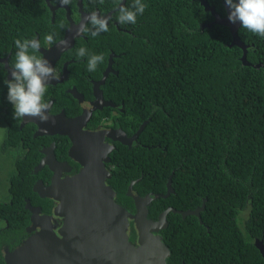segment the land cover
Here are the masks:
<instances>
[{"label": "trees", "instance_id": "obj_1", "mask_svg": "<svg viewBox=\"0 0 264 264\" xmlns=\"http://www.w3.org/2000/svg\"><path fill=\"white\" fill-rule=\"evenodd\" d=\"M203 1L220 18L225 16V0ZM49 2L56 5L59 0ZM120 2L81 0L84 12L98 11L102 16L115 11ZM142 2L148 7L136 24H120L117 10L111 19L119 29L109 23L108 32L78 38L67 52L77 61L70 67V83L81 89L86 85L83 76L99 79L114 54L116 74L108 75L101 90L113 104L123 103L119 126L128 136L146 122L132 146L115 144L106 184L115 192L116 202L134 213L133 201L126 195L131 181L138 180L132 191L144 197L165 194L170 180L173 192L148 206L151 220L168 207L192 211L204 204L201 223L195 216L167 215V227L159 232L170 252L167 264H264L254 246L255 239L264 242V38L240 26L237 35L248 45L250 65L245 66L240 61L242 50L230 46L227 27L202 28L212 23L213 16L198 0ZM133 3L125 0L124 6L131 8ZM67 6L77 21L76 0ZM25 11L32 31L61 39L67 27L64 11L58 9L51 22L43 0H0V37L10 35L15 25V29L25 26L19 24L26 19ZM81 47L88 55H77ZM12 51H18L15 45ZM91 54L105 57L94 72L87 70ZM3 78L0 119L5 120L9 116L3 117V104L9 101ZM12 136L5 135V145ZM29 169L21 166L20 178L12 176L14 206L22 204V193L33 196ZM130 228L133 241L132 223Z\"/></svg>", "mask_w": 264, "mask_h": 264}, {"label": "water", "instance_id": "obj_2", "mask_svg": "<svg viewBox=\"0 0 264 264\" xmlns=\"http://www.w3.org/2000/svg\"><path fill=\"white\" fill-rule=\"evenodd\" d=\"M198 1L204 10L213 16L212 23L203 24L202 28H210L212 25L227 27L232 39L230 46L239 47L243 52L240 61L245 66L250 65L246 61L248 47L237 35L241 24L239 22L233 24L228 20L230 10L227 5L224 6L225 17L220 18L215 13L214 7H210L203 0ZM44 2L51 12V22L54 20V12L59 8L65 10L68 22L63 38L48 50H41L45 59L50 63H55L61 53L73 47L76 39L84 38V36L76 37L75 32L81 22H86L85 17L90 13H85L82 10L81 0H76L79 19L75 23L70 17V10L67 6L51 5L49 0H44ZM124 4L125 0H121L115 11ZM115 11L105 16L111 19ZM95 12L100 14L98 11ZM65 39L71 42L67 48L60 46V42ZM113 57V54L109 56L107 68L97 86L104 84L108 74L112 73ZM96 97L101 98L99 91ZM103 104L112 106L111 103ZM93 108H96L94 104ZM88 116L90 112L87 116L68 120L66 122L68 128L59 126V129L50 131L66 136L70 140L69 157L80 166L78 173L54 181L45 194H41L42 197L52 198L58 202L54 215L63 219L61 228L56 233L54 226L42 227L39 232L27 238L13 252L7 254L6 264H167L166 260L170 252L159 235V232L167 227V215L173 213L182 218L195 216L201 223L200 212L204 204L192 211H177L168 207L158 215L156 220L148 218L150 203L158 198L165 199L173 192L170 180L167 183L165 194L153 196L147 194L144 197L132 193V186L138 180L132 181L126 195L133 201L134 213L118 204L115 200V192L106 184L107 179L110 178L106 164L110 162L108 155L114 147L104 143V138L131 146L137 140L146 122L130 138L121 130L115 132L119 135H68L75 130V126L82 131L81 128L88 120ZM131 223L136 233L135 244L130 241ZM254 246L264 260L263 240L255 239Z\"/></svg>", "mask_w": 264, "mask_h": 264}, {"label": "flooded vegetation", "instance_id": "obj_3", "mask_svg": "<svg viewBox=\"0 0 264 264\" xmlns=\"http://www.w3.org/2000/svg\"><path fill=\"white\" fill-rule=\"evenodd\" d=\"M62 10L67 21L66 12L64 9ZM17 11L22 17L21 10L18 9ZM24 15L26 19L19 24L25 26H19V29H15L17 26L15 25L10 35L0 37V78L4 77L3 79L6 82L11 79L9 67L15 63L16 53L12 51V47L15 45L14 41L16 39H37L41 47L35 54L44 58V53L41 50H48L64 36L63 33L61 39L48 44L45 37L32 31V22L29 20L30 14L25 11ZM76 15L79 19L78 12ZM73 22L77 23L78 20H73ZM109 23L119 29L117 22L110 19ZM18 32L22 34V38L17 37ZM32 33H35L33 37L30 36ZM82 39H85V37ZM246 46L248 47V45ZM67 52L69 50L61 53L55 63H51L55 68L58 79L50 82L51 84L44 97L45 101L52 105L49 111V120L46 123H41L39 119L31 117L14 119L13 105L10 102L3 104V117L8 114L9 118L0 119V121H3L0 122V144H2L0 146V264H6L5 258L7 254L13 252L27 238L39 232L42 227L54 226L57 233L62 226L63 219L54 215L58 202L52 198L42 197L41 194L44 195L54 181L68 176L71 177L78 173L80 166L69 157L70 140L66 136L54 134L50 131L56 128L59 129V126L67 127L66 122L68 120L87 116L90 112L88 120L85 121L81 128L82 131H80L78 126H75V130L68 135H119L115 133L117 130H121L128 138L135 134L128 136L119 126L120 114L123 113V103L120 102L119 105L113 104L105 98L101 90L104 84L97 86L107 65L97 80H90L82 75L86 85L84 89H81L76 83H70V67L76 64L77 61ZM111 70L112 73L108 75L116 73L112 69V65ZM80 74H83V72ZM98 91L101 93V98L96 97ZM66 100L69 101V104L65 102ZM103 103H111L112 106H105ZM93 104L96 108H93ZM8 121H11V125L10 123L8 124ZM12 126L15 129L10 131ZM5 135H13L9 142L10 144H4ZM104 143L113 146L114 150L115 144H120L108 138H104ZM134 143L136 141L132 145ZM109 163L106 164V168L111 176L113 167L109 166ZM21 166L30 168L27 174L33 178V183L30 187L33 196L32 198L26 197L22 193V204L14 206L16 203L13 205V197H10L11 180L12 176L20 178L23 171L20 170ZM132 243L135 244V240Z\"/></svg>", "mask_w": 264, "mask_h": 264}, {"label": "clouds", "instance_id": "obj_4", "mask_svg": "<svg viewBox=\"0 0 264 264\" xmlns=\"http://www.w3.org/2000/svg\"><path fill=\"white\" fill-rule=\"evenodd\" d=\"M99 2L103 4L104 0ZM70 3L71 0H59L61 7ZM225 3L230 10L228 20L231 23L239 22L242 28L264 38V0H225ZM147 7L142 0H134L131 8L121 5L118 9V22L122 25L136 24L137 16L143 15ZM109 20L110 17L93 11L85 17L86 22L83 21L77 26L75 36L95 38L101 33H106L109 31ZM45 40L48 44L54 43L52 34L47 35ZM14 43L18 51L15 63L9 67L11 79L6 82L7 99L13 105L14 119L31 117L46 123L52 105L46 102L44 97L50 82L58 79L55 68L49 60L35 54L41 47L37 39H16ZM70 43L65 39L60 42V46L67 48ZM77 55L84 57L88 55V50L81 47L77 50ZM104 60V54H91L87 61V70L96 71Z\"/></svg>", "mask_w": 264, "mask_h": 264}, {"label": "bare ground", "instance_id": "obj_5", "mask_svg": "<svg viewBox=\"0 0 264 264\" xmlns=\"http://www.w3.org/2000/svg\"><path fill=\"white\" fill-rule=\"evenodd\" d=\"M116 74V73H115Z\"/></svg>", "mask_w": 264, "mask_h": 264}]
</instances>
